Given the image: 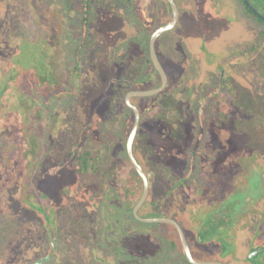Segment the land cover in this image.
Segmentation results:
<instances>
[{"label":"rangeland","instance_id":"obj_1","mask_svg":"<svg viewBox=\"0 0 264 264\" xmlns=\"http://www.w3.org/2000/svg\"><path fill=\"white\" fill-rule=\"evenodd\" d=\"M177 1L183 19L169 31L172 39L180 42L183 35L184 40L203 38L206 55L201 56L202 66L193 69L191 64L179 85L150 96L156 113L152 121L165 146L152 144L146 130L139 139L142 146H149L147 152L156 167L151 190L158 203L151 212L182 226L197 261H216L218 253L199 250L193 224L199 219L201 204H205L202 201L214 189L220 197L233 190L230 181L240 177L238 167L246 166L256 155L264 160V64L260 58L256 65L244 63L247 57L255 58L247 48L255 40L256 28L241 18L242 5L232 0ZM138 2L154 5L152 0ZM127 7L125 0H0V32L6 36L4 42L16 46V55L10 53V57L20 58L6 65V74L14 71L18 77L12 84L14 91L24 82L19 92L26 99L22 104L12 100L13 90L6 94V105L14 102L19 108L8 113L12 117L7 126L16 130L28 125L41 138L28 174L15 177L10 193L5 186L15 168L8 163V167H0L4 175L0 177V196L4 193L10 200L22 187L25 198V203H0V264H35L47 257L52 244L45 224H57L59 240L52 258L43 264H193L180 245L172 244L171 238L177 234L172 224L144 222L129 210L131 197L124 187L132 170L129 164L122 165L124 151L117 157L125 122L122 100L146 65L139 43L129 40L130 35L123 30L129 20ZM193 19L198 20L195 34ZM2 62L0 59V68ZM216 69H224L236 89L229 94L223 91L210 111L199 99L208 96L222 80ZM43 75L46 79L41 80ZM6 80L1 74L0 88L11 87L13 81ZM31 99L35 100L30 110L32 120L23 108ZM38 100L43 102L40 106ZM39 110L42 119L34 121ZM200 118L216 124L209 128L214 131L211 148L217 150L212 157L200 153L201 141L195 131L201 130L195 124ZM7 129L0 126V132ZM10 143L13 140L9 137H0L1 154L13 153L7 150ZM197 154L202 155L205 167L199 175L204 172L210 179L197 180L193 189L189 182L194 167H189L188 157ZM144 163L147 169L152 165ZM176 182L181 184L175 186ZM16 209L21 213L11 219L8 212L16 217ZM45 214L50 216L47 221ZM17 232L24 233L27 245L21 256L12 244Z\"/></svg>","mask_w":264,"mask_h":264},{"label":"trees","instance_id":"obj_2","mask_svg":"<svg viewBox=\"0 0 264 264\" xmlns=\"http://www.w3.org/2000/svg\"><path fill=\"white\" fill-rule=\"evenodd\" d=\"M126 1V5L128 6V10H129V20H127L126 22V26L124 27L125 29H123L124 31H127V33L130 35V39L129 40H135L139 43L140 45V49L142 52V56H143V61H144V65H146V68L143 70V73L141 74V76L137 77L128 87V89L124 92L123 95V105H122V109L124 112V126H123V133H122V141L119 144V146L117 147V153L120 151H124L125 152V160L122 161V165L123 167H126L127 164H129V166L131 167L132 172H130L127 175V182L124 188H126V192L127 195L131 197V202L129 204L130 207V211L132 213V215L134 216L133 213V209L136 206V204L139 202V200L141 199L142 195H143V191H144V181L142 179V177L140 176V174L137 172V170L135 169L129 155H128V151H127V142H128V138L130 136V133L132 131L134 122H135V113L134 111L129 108V106L126 103V96L127 93L131 92V91H135V90H149V89H154V88H158L162 85V78L160 73L158 72V70L155 68L152 59H151V54H150V40H151V36L153 35V33L159 29L161 26L171 22L173 20V10L172 7L169 3L168 0H152V3H154L153 6H145L142 4H140L138 2V0H125ZM143 1V0H142ZM176 2L178 3V1L176 0ZM213 6H217L214 3L212 4ZM178 6L180 8V21L177 24V26L175 27V29L180 25V23L182 22L183 16H182V12H181V7L178 3ZM189 4H185L183 7L184 8H188ZM250 11V10H249ZM88 14L90 15V7L88 6ZM188 15H186L185 17H187ZM88 20V19H87ZM86 20V21H87ZM185 20V19H184ZM186 21V20H185ZM187 26L188 28L192 27V24L189 25V21H187ZM193 24H196L195 27L193 25L192 27V31L193 33H197V29H198V20L197 19H193ZM186 26V27H187ZM185 35H183L181 37L180 42H174V39H172L173 37H171V33L170 32H166L164 33L157 41L156 43V50H157V54L159 56V59L161 61V63L163 64L168 78H169V85L168 87L171 85H177L182 78L185 76V74H187V72L190 69L191 64L193 63V69H195L197 67V65H201L202 66V57L206 52L204 50V46L202 45V41L203 38L201 39V41H199L198 38L194 37V36H190V40H184L185 38H183ZM4 38H6V36L4 34H2L0 32V59L3 61L2 63V67L0 68V75L2 74L3 76L6 77V83H8V78H7V74H6V65L11 63L13 65V63L20 59L18 56H15V47L14 45L11 44H7L6 42H4ZM183 38V39H182ZM205 40V39H204ZM172 44H174L172 46ZM2 52V53H1ZM10 53L15 54L13 58L10 57ZM206 55V54H205ZM188 56L192 57V62H190L188 60ZM194 61H198L199 63L196 64ZM20 64V63H19ZM15 65H17L15 63ZM14 65V66H15ZM195 66V68H194ZM200 66V67H201ZM216 72H221L220 69H216ZM17 77V76H16ZM18 78V77H17ZM223 84H225V87L228 88L229 86L226 85V81L225 82H221L219 83L218 87L212 92L211 94V100L210 101H216L218 99V97H220L222 95L221 91H219V89H221L223 87ZM24 86V82H22V84L20 85V87L18 88L19 91L21 90V88ZM167 87V88H168ZM3 87L0 88V96H1V91H2ZM12 89V85L10 87V89L5 93V95H3V97H0V126H2V128H8V131H4V132H0V137L2 136H6L9 137L10 139L13 140V143H10L8 145V149L7 150H13V153L10 154V156H7L6 153H0V159H1V165L0 167L3 165L5 167H8L7 163L9 165H11V168L14 167V173L12 172V174H10V178L7 180L6 182V190L8 193H10V190L15 188L14 186L16 185L15 182V177H18L19 173H25V175L28 174V166L30 163L33 162V159L36 157V155L38 154L39 148H40V136L35 132H31L30 127L27 125L26 126H20L19 129L13 130L11 129L8 125V120L10 117H12V115H9L8 113L11 110H15V108L19 109L18 107H16L14 102H11V104L8 106L6 105L5 102V96L6 94L9 92H11ZM18 90L12 92V100H15V102H19L23 104V101L26 100L24 99V95L22 92H19ZM30 100V99H29ZM32 102H24L25 103V107H23L25 110H28V117L29 119L32 120V117L30 115V110H31V106L32 103H34V99H31ZM208 99H199V103L201 104H205L207 103ZM133 104H135L137 106V108L140 110L141 115H142V120H141V124H140V129L138 132V135L136 137L135 143H134V154L135 157L137 158V160L140 162V164L142 165V167L144 168V170L146 171V173L149 176V180H150V194L149 197L146 201V203L143 205V207L140 209V215L146 218H158V215H155L152 211V209L154 208L155 204H157V199L155 198V195L152 190H151V182H152V177L154 175V173H156V167L153 166V161L151 156L149 155V152H147V150H150L149 146L147 145L146 147L141 145V140L139 139L141 136V133L144 132L145 130L148 133V138L150 139V142H152V144H155L156 146L159 147H164L165 143L162 142V139L160 138L159 132H158V128L157 126L154 124V122L152 121L154 116H156L155 113V103L154 101L151 100L150 97H134L132 99ZM209 102V101H208ZM14 103V104H13ZM37 105L40 106V103L36 102ZM40 112L42 113V110H39L37 117L34 119V121L36 120H41L42 116L40 114ZM127 114V116H126ZM28 119V120H29ZM146 123V124H145ZM21 125V124H20ZM146 126V127H145ZM39 131V130H38ZM150 144V143H149ZM139 145H141V148H139ZM140 149L143 150L141 153ZM141 153V154H138ZM87 157H89V154H86L84 158V164L87 166L88 165V159ZM144 161L149 162V164H152L149 169H147V166L145 165ZM4 176L2 173H0V177ZM26 177V176H25ZM24 178V177H23ZM6 179V177H5ZM14 181V185L10 186L9 184ZM20 185V183H18V186ZM4 187V188H5ZM17 189V188H16ZM22 191V187L20 189V191H18L15 195V197H10V200H8L5 197L4 193H1L2 195L0 196V203L2 202L3 204L6 205V203L9 201L10 202H15V203H25L24 202V195H22L21 193ZM2 192V191H1ZM4 205V206H5ZM1 207V206H0ZM149 211V212H147ZM7 213V212H6ZM21 211L20 210H15V216L13 217V215H11L9 212V216L11 217V219H15L20 215ZM44 216V215H43ZM45 217V216H44ZM135 217V216H134ZM45 221H47V217H45ZM45 230H46V235H48V229H50V226H48L47 224H45ZM76 226V224H75ZM173 228H175L177 234L176 236L172 239V244L173 245H180L182 248V251L184 252L185 258L188 260L182 241H181V237L179 235V232L177 230V228L174 225H171ZM53 227V226H51ZM78 227H75V230ZM78 230V229H77ZM24 233H20L17 232L16 237L13 238L12 240V244L14 243V245H16L17 250H16V254L17 255H23L24 254V250H27V245H24V238H23ZM53 236L55 240H59V229L57 227V224H54L53 227ZM23 239V240H22ZM178 240L180 242H178ZM48 243L50 244L49 240ZM180 243V244H179ZM51 245V244H50Z\"/></svg>","mask_w":264,"mask_h":264},{"label":"flooded vegetation","instance_id":"obj_3","mask_svg":"<svg viewBox=\"0 0 264 264\" xmlns=\"http://www.w3.org/2000/svg\"><path fill=\"white\" fill-rule=\"evenodd\" d=\"M232 1H234L237 6H239V4L243 6L244 11L242 12L241 18L245 21H249L250 24L252 26L255 25L256 28L255 40L247 48V53L251 52L255 54V58L252 61L250 57H247L249 62L244 61V63L250 65L254 63V65H256V59L260 58L258 61L264 64V19L259 16V14H261L264 17V0H248L259 14L252 11L244 0ZM224 7L226 8L225 5ZM257 28L259 29L258 34ZM231 66L236 67V64L232 63ZM262 68H264V66ZM220 70L222 75L221 82L223 83L226 81V85L229 87L226 88L225 84H223V87L219 89V91H221L222 95L224 94L223 91L229 94L234 91L236 87L231 84L227 72L224 71V69ZM41 77V80L46 79L44 75ZM7 78L13 81L10 83L11 85L18 79L14 71H11V73L7 75ZM15 78L16 80L14 81ZM50 79L52 81V75ZM212 92L209 93L208 96L202 98L208 99L209 102L207 101L205 104H200L201 106H205L207 110L210 109V111H213V108L219 103L220 98L218 97L216 101H210ZM40 103L42 104L43 102L41 101ZM195 124L201 127V130L195 129V131L199 133L201 141L200 153L208 154L206 157H212L217 150L211 148V145L214 144V131L209 128L216 127V124L211 122V120L210 123H207L206 119L203 120L201 118L197 119ZM207 138L210 139L209 143L205 141ZM207 145L210 146L211 150L204 149ZM191 152L190 150L189 153ZM201 156L202 155L197 154L188 157L189 167H194L193 176L192 178L189 177L190 186H193L197 180L204 182L210 179L204 172L203 175H199L205 169L202 165L203 161L200 160ZM236 173H240V177L238 175L237 178H233L230 181L233 190H231L226 197H220L219 194H217L218 191L214 189L210 196L202 201L203 203L205 202V204H201L203 208L199 211V219L193 224L192 231L196 239L200 240L199 250H208L213 253H218L219 258L216 262L233 264L235 260L238 261L237 264H264L263 158L257 155L250 157L248 164L242 168L238 167ZM186 175L188 176V173H186ZM197 175L198 178L196 177ZM175 184V186H177L181 183L176 182ZM192 188L194 189L195 187L193 186ZM198 205L199 203L197 206ZM44 216L50 218L47 214ZM226 255H228V258L223 260L222 257L224 258Z\"/></svg>","mask_w":264,"mask_h":264},{"label":"water","instance_id":"obj_4","mask_svg":"<svg viewBox=\"0 0 264 264\" xmlns=\"http://www.w3.org/2000/svg\"><path fill=\"white\" fill-rule=\"evenodd\" d=\"M172 10H173V20L163 26H161L159 29H157L153 35L151 36V40H150V54H151V59L152 62L155 66V68L158 70V72L161 75L162 78V85L158 88H154V89H149V90H135V91H131L127 94L126 96V103L129 106V108H131L134 113H135V122L132 128V131L130 133V136L128 138V142H127V151H128V155L135 167V169L137 170V172L140 174V176L142 177L143 181H144V191H143V195L141 197V199L139 200V202L136 204V206L133 209V213L134 215L139 219L142 220L144 222H157V223H169L174 225L177 230L179 231L180 237H181V241L186 253V256L188 258V260L193 263V264H224L221 262H216V261H197L192 253L189 241L187 239V236L182 228V226L175 220L170 219V218H162V217H158V218H145L142 217L140 215V209L143 207V205L146 203L149 194H150V180H149V176L146 173V171L144 170V168L142 167V165L140 164V162L137 160V158L135 157L134 154V143L136 140V137L138 135L139 129H140V124H141V120H142V115L140 110L137 108V106L135 104H133L132 99L134 97H150V96H154L157 94L162 93L163 91H165L169 85V78L167 75V72L163 66V64L161 63L159 56L157 54V50H156V43L158 41V39L166 32H169L171 30H173L177 24L180 21V8L178 6V3L176 2V0H168ZM244 2L248 5V7L254 11L255 13L259 14L258 11L249 3L248 0H244ZM259 16H261V18L264 19V17L259 14ZM9 85L7 84L5 86V88L3 89L2 93H1V98L3 97L4 93L9 89ZM33 208H35L36 210H40V212H43V209L36 207L35 205H33ZM49 238L51 240V244H52V252L45 257L44 259L40 260L39 262L35 263V264H43L47 261H49L52 258L53 253L57 250V241L54 239L53 237V227H50L49 229Z\"/></svg>","mask_w":264,"mask_h":264},{"label":"crops","instance_id":"obj_5","mask_svg":"<svg viewBox=\"0 0 264 264\" xmlns=\"http://www.w3.org/2000/svg\"><path fill=\"white\" fill-rule=\"evenodd\" d=\"M173 45H174V44H172V46H173ZM182 79H183V78H182ZM180 82H182V80H181ZM180 82H179L177 85H179ZM126 116H127V114H126ZM121 141H122V140H121ZM121 141L117 144V147L119 146V144L121 143ZM121 152H122V151L119 152V154H118V156H117L118 158L121 157V156H120ZM113 155H114V154H113ZM119 156H120V157H119Z\"/></svg>","mask_w":264,"mask_h":264}]
</instances>
